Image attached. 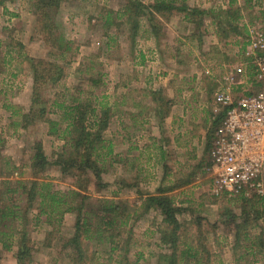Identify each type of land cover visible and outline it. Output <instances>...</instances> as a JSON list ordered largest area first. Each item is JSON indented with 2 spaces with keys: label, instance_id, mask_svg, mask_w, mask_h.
Masks as SVG:
<instances>
[{
  "label": "rangeland",
  "instance_id": "1",
  "mask_svg": "<svg viewBox=\"0 0 264 264\" xmlns=\"http://www.w3.org/2000/svg\"><path fill=\"white\" fill-rule=\"evenodd\" d=\"M12 1H14L11 2L12 4H8L11 10L6 8L0 10V14L3 12L8 14L4 18H0V92L5 90L7 95H12L15 90L11 83L2 82V79L4 80L10 74L18 75L16 82L21 84V87L18 88H22V90L23 87H27L29 78L32 79V90L33 78L28 58L60 66L62 78L55 87L48 86L42 92L43 99L49 100L58 97L61 102L64 101L67 105L70 103V98H73L84 104L88 111L95 110L94 120L106 111L108 117L107 127L101 137L105 142L102 146L106 147L110 144L112 153L102 164L98 165L101 168L102 185L105 187L96 190L97 182L93 177H89L85 186L89 192L80 193L90 195L93 198L91 201L95 198L121 200L131 209L132 213L124 227L112 230L111 234L114 238H111L109 242L105 241L106 246L103 245L105 249L102 252L99 251V246L86 243L84 245L85 260H82L81 263H73L72 253L69 250L63 251L61 246L62 239L69 238L73 234L76 215L74 213L65 214L60 226L55 221L52 223L53 226L45 223V217L41 216L36 221L39 199L28 203L27 198V190L33 180L47 181L52 184V188L62 192L75 188L74 179L69 176L62 177L55 166H50L41 177L36 179H33L30 168L31 158L34 154L33 146L36 142L42 144L43 153L48 162L55 160L67 139L66 134H62L67 123L62 121V113L56 111L57 113H51L48 116V119L58 124L54 136L48 135L49 125L40 121L27 131L19 132L18 136L14 135L10 138L9 136L16 128L12 123L21 121V116L29 112L31 103H29L26 113L24 110L21 113L13 108H9L7 112L0 110V193L3 192L0 209L3 208V204L11 208L15 206L20 215L23 208L31 204L27 208V222L25 223L33 249L32 260L29 264H117V262H121V264H157L160 256H169L171 252L169 245L160 242V234L167 231L166 226L157 217V215L161 217L160 214L153 208H151L152 211L145 210V197L152 196V194L147 193L145 196L139 194V60L134 62L133 53L135 51L130 55L135 42L134 38L130 37L128 33L125 34L123 28L111 27L114 29L113 36L119 37L117 39L122 43L120 47H114V42L109 44L112 48L104 54L107 44L111 43L112 35L107 39L106 32L101 29V19L98 17L97 26L100 30H96V32L93 30L90 45L92 49L80 50L85 59L83 62H79L83 64L80 73L73 75L66 66L67 63H76L79 54L78 43L74 42L75 36L78 35V26L73 23L76 18L72 15L77 13L74 12L76 10L73 11V6L62 5L55 19L62 36L63 49L60 51L55 46L48 47L44 44L36 31L37 25L30 10V0L28 4L22 3V0ZM120 1L124 6L126 0ZM109 5L115 7L112 2ZM88 7L85 6L84 12L88 13ZM262 7L264 8V5ZM98 11L95 14L99 13ZM100 11L104 12L105 10L101 9ZM261 13L264 11L256 10L254 13L252 12L251 16L247 15L246 17L256 19V22L263 26L264 15ZM66 15L72 16V19L67 20ZM255 15L258 16V19ZM158 20L161 24L165 22L163 18H158ZM245 22H248V19ZM248 25L250 24H246L245 30ZM121 34L124 35L121 36ZM119 40L116 43H119ZM152 55L150 54V56ZM91 56H95V58L91 59ZM123 58L125 59L123 60ZM245 58H243L244 62ZM120 59L122 62H117ZM153 60L152 58L150 61ZM91 80L95 82L93 83ZM17 102L22 105L27 104V95L20 92ZM13 119L14 121H12ZM199 150L200 147L198 152H200ZM98 152L105 151L99 150ZM176 158L179 159L177 160L179 163L180 160H184L183 155H178ZM141 164L144 165L145 162L142 161ZM16 182L22 183V189H19L20 185ZM196 182L195 186L185 188L186 191L183 189L186 195L182 197L177 195L174 197L167 193L168 189H162L166 190L163 194L171 198L173 204L175 201L177 203L181 200L187 207L192 208L184 210L174 206L180 210L176 216L177 222L180 224V241L192 243L194 247L200 245L201 253L206 250L207 253L202 254L208 257L207 264H264V248L259 244L264 239V222L261 219L255 220L256 211L259 210L258 206L243 200L242 197L250 199L244 195L214 198L209 193L211 184H208V181L199 178ZM6 184H9L7 185L9 188L14 189L12 193H6ZM232 216L237 218V224L242 222L239 218L244 219L247 216L251 222L244 224L242 229L236 230ZM21 221L9 218L2 222V226H7V229L4 227L0 229L10 232L14 237L9 242L11 244L9 251L3 249L0 243V264H16L14 254L17 251L18 232L21 231V224H23ZM48 232H52V235L47 236ZM248 236L263 238L258 241L250 254H248V248H250ZM111 248H115V250L109 256L108 252Z\"/></svg>",
  "mask_w": 264,
  "mask_h": 264
},
{
  "label": "crops",
  "instance_id": "2",
  "mask_svg": "<svg viewBox=\"0 0 264 264\" xmlns=\"http://www.w3.org/2000/svg\"><path fill=\"white\" fill-rule=\"evenodd\" d=\"M137 1L153 3L155 0ZM251 1L255 3V0ZM11 2L14 1L5 0L0 5V10L5 8L11 10L8 5L12 4ZM111 2L115 7L109 5ZM111 2L74 0L70 4L73 11L77 12L72 16L79 21L73 20L78 26V35L75 36V41L73 40L78 43V58L76 63L66 65L73 75L80 73L83 64L79 62L85 59L80 50L92 49L90 45L93 30L94 32L100 30L97 26L98 17L101 19V29L106 32L107 39L112 35L111 43L107 44L104 54L111 50L112 46L109 44L113 42L114 47H120L122 42L117 39L119 37L113 36L114 29L103 26L106 17H110L113 24H120V20L117 19L121 17L124 6L120 0ZM22 3L28 4L29 0H22ZM185 3L188 8L203 12L201 25H194L184 14L173 13L168 21L162 23V29H159L158 34L154 35L143 17L139 19V31L133 39L135 42L130 51V55L135 51L134 58L132 57L134 62L139 60V194L144 196L147 193L155 196L158 190L168 189L167 193L174 197L176 195L182 197L186 195L185 188L195 186L199 178L210 184V178L205 172L209 162L207 138L210 134L213 135L216 128L214 122L218 114L223 112L216 104L214 96L217 92L227 89L229 77L235 82L229 87L233 96L256 91L251 82L254 75L252 60L245 58L248 44L247 30L243 27L251 8L243 11L242 8L245 7L243 0H186ZM263 5L264 0H256L252 10L264 11ZM85 6H89L88 13L84 12ZM101 9L105 11L102 12ZM236 9L241 10L242 17L234 21L232 15ZM96 11L99 13L95 14ZM5 15L8 14L1 13L0 18L6 17ZM66 16L67 20L72 19V16ZM155 16L160 18L157 14ZM233 27H237L241 35H235L232 32ZM118 40L120 42L116 43ZM152 58L154 60L150 61ZM243 58L246 59L245 62ZM117 62L122 61L120 59ZM240 69L238 73L237 70ZM17 77L18 75L10 74L2 79L4 83H11L15 90L12 95H7L5 90L0 92L1 112H7L9 108L21 113L22 110L25 113L28 111L32 79L29 78L27 87H23L22 90L18 88L21 84L16 82ZM91 82L94 83L93 80ZM20 92L27 95L28 103L25 105L17 102ZM15 123L17 121L12 125ZM19 132L24 131L16 127L9 137L18 136ZM178 155H183L184 158L180 163L177 162ZM142 161L145 162L144 165L141 164ZM179 201L177 203L175 201L174 204L178 209L180 207L184 210L192 209L183 201ZM157 217L162 221V217L158 215ZM258 241V238L248 236L250 247L248 254ZM261 243L264 244V239Z\"/></svg>",
  "mask_w": 264,
  "mask_h": 264
},
{
  "label": "trees",
  "instance_id": "3",
  "mask_svg": "<svg viewBox=\"0 0 264 264\" xmlns=\"http://www.w3.org/2000/svg\"><path fill=\"white\" fill-rule=\"evenodd\" d=\"M74 0H30V10L35 18L37 25L36 31L39 33L44 44L48 47L55 46L57 50L63 49L62 36L59 33L56 16L62 5H70ZM186 0H155L152 4H144L137 0H126L122 15L117 20H120V24L112 22L110 17H106L103 22L105 27L123 28L130 34V37L135 38L139 30V19L144 17L147 21V25L151 32L156 35L159 29H162V24L159 22L156 14L163 18L164 21H168L172 17L173 13H181L185 15L188 21L196 26L202 24L203 12L198 9L188 8ZM243 11H248L251 8L249 16H251L253 3L251 0H243ZM3 1L0 3L2 4ZM241 10L236 9L232 15V19L237 21L240 19ZM264 15V13H261ZM187 15V16H186ZM256 16V15H255ZM258 19V16H256ZM110 20V21H109ZM256 19L248 18L246 24H253ZM234 24L237 22H233ZM264 29V26L261 25ZM235 35H241L238 32L237 27L232 29ZM65 49V48H64ZM32 71V90L30 97V109L27 114L21 116V121L14 124L15 127H19L23 131H27L31 126L37 124V122H45L49 125L48 135L54 136L56 134L57 123L48 119L51 113H62V121L64 120L66 128L62 134H66L65 145L61 152L56 156L53 162H48L43 153L42 144L36 142L33 146L34 154L31 158V171L33 179L41 177L42 174L50 167H57L62 177H71L74 179L75 188L68 191H60L52 188V184L47 181H31L30 188L27 190L28 203H32L35 199H39V207L37 208L38 218L45 217V223L53 226L54 221L58 226L62 222L65 214L74 213L76 215L73 234L69 238L62 239L61 249L63 251H70L73 263H81L85 260L86 243L95 244L99 251L105 249V241L109 242L111 238H114L111 234L112 230L124 227L131 218V209L124 204L121 200H108L95 198L91 201L88 194H81L80 192L87 193L89 189L85 186L89 180V177H93L97 182L95 186L96 190L104 188L100 178L101 168L98 165L102 164L109 154L112 153L111 145L102 146L104 140H102V132L106 129L108 124L107 111L103 112L99 118H95V110L88 111L87 107L75 99L70 98V103L66 105L64 101H60L58 97L53 99L44 100L42 92L48 88V86L55 87L62 78V68L54 64L42 63L43 61H35L31 58L27 60ZM253 75V74H252ZM95 82V81H94ZM253 83V79H251ZM8 109V107H6ZM47 116V118H46ZM224 116V112L218 114L217 120L214 122V126L220 124ZM93 119V120H91ZM92 121V122H91ZM216 129V128H215ZM206 150L211 147L212 135L208 136ZM103 150L105 152H98ZM17 183V182H16ZM18 184V183H17ZM6 184V193H12L14 189L9 188ZM19 189H22V183H19ZM77 186V187H76ZM164 191L158 190L157 195L145 197V210L153 208L162 217V223L166 226L167 231L160 234V242L165 245H169V256H160L157 260V264H207L208 257H205L202 253H207L204 250L201 253L200 245L193 246L192 243H183L180 241V224L177 222L176 216L179 211L174 207L173 200L167 196H164ZM0 193V199L2 194ZM243 195H240V197ZM246 202H251L254 206H258L259 210L256 211L255 220L261 219L264 222V196L257 197L252 195L250 199L242 197ZM29 204L28 206H30ZM0 209V228L4 220L9 218L16 220L19 219L21 223V231L18 232L19 236L16 242L17 251L14 254L16 264H29L32 260L31 255L33 252L32 243L28 237V230L25 226L27 222V208L22 210V214L19 215L17 208L13 206L2 205ZM134 213V212H133ZM58 219L56 221V219ZM234 228L236 230L242 229L244 224L251 222V219L247 216L239 218L242 222L237 224V218L233 216ZM17 235V234H16ZM52 235V232H48L47 236ZM14 237L10 232L0 229V243L3 249L9 251L11 244L9 243L11 238ZM262 239V238H261ZM258 238V240H261ZM261 246L264 244L259 243ZM50 245V244H49ZM105 245V246H103ZM115 248H111L109 256L114 252ZM205 259V260H203ZM121 264V262H117Z\"/></svg>",
  "mask_w": 264,
  "mask_h": 264
},
{
  "label": "built area",
  "instance_id": "4",
  "mask_svg": "<svg viewBox=\"0 0 264 264\" xmlns=\"http://www.w3.org/2000/svg\"><path fill=\"white\" fill-rule=\"evenodd\" d=\"M248 49L256 91L233 96L228 87L214 96L224 116L212 135L205 172L214 198L264 196V29L258 22L247 26ZM240 70H237L240 73Z\"/></svg>",
  "mask_w": 264,
  "mask_h": 264
}]
</instances>
